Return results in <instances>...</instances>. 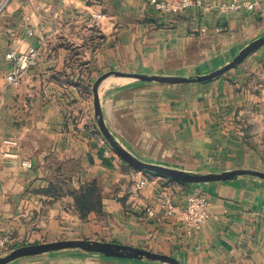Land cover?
<instances>
[{
	"label": "crops",
	"instance_id": "crops-1",
	"mask_svg": "<svg viewBox=\"0 0 264 264\" xmlns=\"http://www.w3.org/2000/svg\"><path fill=\"white\" fill-rule=\"evenodd\" d=\"M233 1L244 0H205L213 9L172 14L149 0H10L0 13V239L11 250L94 238L181 264H264V181L187 185L137 170L102 135L94 111L93 85L108 71L207 74L264 35L260 12H220ZM11 50L38 52V65L18 85L6 80ZM99 93L106 125L145 162L196 172L264 171V46L209 81L109 77ZM25 160L31 168L22 167ZM142 179L147 183L137 190ZM93 182L103 208L85 221L70 192ZM51 185L64 193L48 195ZM191 194L208 196L213 217L189 235L181 211ZM169 205L173 215L165 212ZM9 264L166 263L63 250Z\"/></svg>",
	"mask_w": 264,
	"mask_h": 264
},
{
	"label": "water",
	"instance_id": "water-1",
	"mask_svg": "<svg viewBox=\"0 0 264 264\" xmlns=\"http://www.w3.org/2000/svg\"><path fill=\"white\" fill-rule=\"evenodd\" d=\"M262 46H264V35L260 36L259 38L253 40L251 43L246 45L230 62L207 74L164 75L111 70L100 75L93 85L94 111L100 132L107 139V141L114 148V150L130 166L140 171L155 173L157 175L172 178L174 180L186 184L226 182L236 180L241 177H253L264 181V172L260 170L232 169L221 172H196L171 168L160 164H153L139 159L120 144V142L117 140V138L113 135V133L106 125L99 93L100 87L109 77H117L126 80H134L148 83L165 84H184L209 81L221 76L227 71L238 66L250 54L258 50ZM63 250H80L88 253L101 254L106 257L149 260L166 264H181V262L177 258L171 255L158 253L131 245H124L110 241H101L95 239H63L58 241L22 245L8 251L5 254L0 255V264H9L21 258L34 257Z\"/></svg>",
	"mask_w": 264,
	"mask_h": 264
},
{
	"label": "built area",
	"instance_id": "built-area-1",
	"mask_svg": "<svg viewBox=\"0 0 264 264\" xmlns=\"http://www.w3.org/2000/svg\"><path fill=\"white\" fill-rule=\"evenodd\" d=\"M10 0H5L1 7L8 4ZM260 0H244L242 2H224L219 5L220 12H226L229 10H250L258 11L264 15V6L260 3ZM150 5L157 11L163 13L179 14L180 12L194 7H203L205 9H213V6H206L205 0H179L177 2L171 0H149ZM1 13V10H0ZM204 31V29H203ZM33 32L30 30V34ZM8 60L13 62V66L6 77L9 85H18L22 80L24 74L33 67L38 65V52L36 50L28 52H16L11 50L6 54ZM22 167L31 168L32 162L25 160L22 162ZM147 183L146 179H142L136 183L137 190H142ZM166 214L173 215L175 209L172 206H167L165 209ZM147 213L149 216H155L157 210L154 207H148ZM181 217L186 233L191 235L194 232H199L203 227L212 219L213 211L211 207L210 199L205 194H191L188 196L187 204L183 211H181ZM8 246V239H0V255L10 251Z\"/></svg>",
	"mask_w": 264,
	"mask_h": 264
},
{
	"label": "trees",
	"instance_id": "trees-1",
	"mask_svg": "<svg viewBox=\"0 0 264 264\" xmlns=\"http://www.w3.org/2000/svg\"><path fill=\"white\" fill-rule=\"evenodd\" d=\"M46 193L53 197H58L64 193V190L60 186L51 185ZM70 193L74 198L75 207L83 220H86L92 212H102V190L96 182L84 184L79 190Z\"/></svg>",
	"mask_w": 264,
	"mask_h": 264
},
{
	"label": "rangeland",
	"instance_id": "rangeland-1",
	"mask_svg": "<svg viewBox=\"0 0 264 264\" xmlns=\"http://www.w3.org/2000/svg\"><path fill=\"white\" fill-rule=\"evenodd\" d=\"M4 1L5 0H0V10H1V12L6 8V6L9 4V2H8V4L4 7V9H3V7H1L2 6V4L4 3ZM171 1H173V0H171ZM126 72V71H125ZM138 73V72H137ZM175 75H180V74H175ZM184 75H188V74H184ZM193 75H196V74H193ZM124 80V79H123ZM244 169H246V168H244ZM261 171V170H260ZM264 172V171H263ZM152 174H155V173H152ZM157 175V174H156ZM164 177V176H163ZM165 178H168V177H165ZM168 179H170V180H173V181H177V180H174V179H172V178H168ZM177 182H180V181H177ZM180 183H182L183 184V182H180ZM186 184V183H185ZM187 185H191V184H187ZM86 221V220H85ZM88 239H94V238H88ZM96 240H99V239H96ZM102 241V240H101ZM5 253H7V252H5ZM5 253H3V254H5Z\"/></svg>",
	"mask_w": 264,
	"mask_h": 264
}]
</instances>
